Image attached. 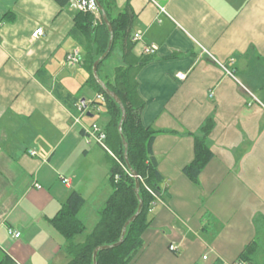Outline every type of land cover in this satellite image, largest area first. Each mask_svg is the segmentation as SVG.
Wrapping results in <instances>:
<instances>
[{"label": "crops", "instance_id": "obj_1", "mask_svg": "<svg viewBox=\"0 0 264 264\" xmlns=\"http://www.w3.org/2000/svg\"><path fill=\"white\" fill-rule=\"evenodd\" d=\"M114 1L118 10L127 2ZM155 2L164 11L150 0L129 2L132 35H141L134 53L156 46L136 79L142 124L159 131L152 147L165 188L133 264H245L237 258L252 241L254 264H262L264 0ZM74 14L55 0H0V260L65 264L67 239L51 220L80 193L84 230L74 241L81 242L112 190L109 153L86 143L83 117L75 122L78 103L93 117L97 93L71 34ZM37 28L43 34L33 39ZM74 50L80 62L71 65ZM112 67L107 60L101 76ZM208 118L212 156L195 183L184 168Z\"/></svg>", "mask_w": 264, "mask_h": 264}, {"label": "trees", "instance_id": "obj_2", "mask_svg": "<svg viewBox=\"0 0 264 264\" xmlns=\"http://www.w3.org/2000/svg\"><path fill=\"white\" fill-rule=\"evenodd\" d=\"M55 1L60 6H65L71 0ZM96 1L102 6L112 28L110 51L100 61L97 74L105 87L120 99L124 108L125 116L121 124V133L118 130L122 116L121 108L97 83L92 72L94 62L106 52L111 37L100 10L98 16L75 10L71 34L84 52L82 65L89 73L88 86L97 94H102L105 99L103 103L97 102V104L104 106L108 117L104 127V142L111 152L109 182L112 190L98 212L96 224L81 242L74 241V237L84 230L83 224L77 217L78 211L84 204L80 193L73 191L68 195L51 223L67 239L66 253L69 259L65 264H93L94 249L117 243L124 225L135 215L141 202V210L127 225L122 242L117 246L99 250L96 255V264H133L134 257L143 246V233L150 224L149 214L157 203L154 194L162 200L165 192V188H162L163 177L158 170V162L152 147L159 131L142 124L141 113L145 102L138 94L136 79L142 66L149 61L150 54L138 56L134 53L137 41L132 35L135 16L129 4L130 0H127L121 10L117 9L114 0ZM115 52L121 55L122 63L113 66L110 74L101 76V66ZM212 127L213 120L208 118L194 134V159L184 168V173L195 183L198 182L199 173L212 156L207 144V137ZM122 138L127 144V162L124 158ZM127 166L136 173L139 182L138 196L135 192V179ZM257 249V241L248 243L239 254L237 262L254 264ZM0 264L17 263L5 255L0 260Z\"/></svg>", "mask_w": 264, "mask_h": 264}, {"label": "built area", "instance_id": "obj_3", "mask_svg": "<svg viewBox=\"0 0 264 264\" xmlns=\"http://www.w3.org/2000/svg\"><path fill=\"white\" fill-rule=\"evenodd\" d=\"M150 1L154 4H156L161 11H164V7L158 5V3L155 2V0H150ZM70 5L76 11L90 12V13H93L96 16H98L99 9H98L96 0H71ZM42 34H43V30L41 28H37L36 30L33 31L31 37L33 39H35V38H38L39 36H41ZM133 39L136 41H139L141 39L140 33H135L133 36ZM155 50H156V46H154V45L145 46L142 50V53L143 54H152L155 52ZM79 60H80V58H79V54H78L77 50H74L73 52L69 53L66 57L67 63L71 64V65L77 64L79 62ZM226 71L230 75H232L227 69H226ZM177 78L180 81H182L186 78V74L185 73H178ZM104 101H105V99H104V96L102 94H96L94 101L91 102V106L93 108H95V110H99V104H97V102L103 103ZM77 112H78V115L75 117V122L81 123L80 118L86 116V105L84 103H78ZM81 127H82L81 129H82L84 139H85L87 144L94 142L95 144L102 147L105 151H107L111 155V152L108 150V148L106 147L105 142H104L105 132H104V129L102 127H100L95 122H92L89 125L81 123ZM62 180L64 183L69 182V180L66 178H62ZM154 196H155L156 202H161V200L159 199V197L157 195L154 194ZM8 232L11 235H13L15 238L19 237V235H20V233L15 232V231H11V230H8ZM170 249H174V247L170 246Z\"/></svg>", "mask_w": 264, "mask_h": 264}, {"label": "water", "instance_id": "obj_4", "mask_svg": "<svg viewBox=\"0 0 264 264\" xmlns=\"http://www.w3.org/2000/svg\"><path fill=\"white\" fill-rule=\"evenodd\" d=\"M97 6H98V9H99L100 12H101V15H102V18H103L104 22L106 23V25H107V27H108V30H109V32H110V34H111V37H110L109 46H108L106 52L103 53V55H101V56H100V57L94 62L92 72H93V76H94V78L96 79L97 83H98V84L104 89V91H105V92H106L111 98H113V99L119 104V106H120V108H121L122 116H121V121H120L119 126H118V130H119V132L121 133V124H122V121H123L124 116H125V115H124V108H123V106H122V104H121L120 99H119L114 93L110 92V91L105 87L104 83L102 82V80L99 78V76H98V74H97L98 65H99L100 61H102V60L106 57V55L108 54V52L110 51V46H111V42H112V28H111V24H110V22L108 21V19H107V17H106V14H105V12H104V10H103V8H102V6L100 5L99 2H97ZM122 140H123V142H124V139H123V138H122ZM126 149H127V144L124 142V158H125V161L127 162V158H126ZM127 167H128V169H129V166H127ZM129 170H130V173H131L132 177L135 179V192H136V195L138 196L139 182H138V180H137L136 173H135L134 171H132L131 169H129ZM141 207H142V203L140 202V203H139V206H138V210H137V212L135 213V215H133V217H131V219H130V220L124 225L123 230H122V233H121V236H120V239H119V241H118L117 243H114V244H112V245H104V246H100V247H97V248L94 249V251H93V257H92V259H93V264H96V255H97V252H98L99 250H102V249H106V248H110V247L117 246V245H119V244L122 242L123 237H124L125 232H126V227H127V225H128L130 222H132V221L136 218V216L139 214V212H140V210H141Z\"/></svg>", "mask_w": 264, "mask_h": 264}, {"label": "rangeland", "instance_id": "obj_5", "mask_svg": "<svg viewBox=\"0 0 264 264\" xmlns=\"http://www.w3.org/2000/svg\"><path fill=\"white\" fill-rule=\"evenodd\" d=\"M108 61H110L112 66L117 64L116 57L114 55H112ZM92 112H93L92 118H85V117L82 118V122H85L86 125H89L90 123L95 122L99 126H103L108 121V117L105 114V110L102 107V105H99V110H93ZM92 145H97V144L93 142Z\"/></svg>", "mask_w": 264, "mask_h": 264}]
</instances>
